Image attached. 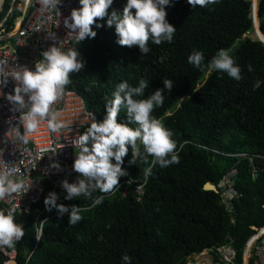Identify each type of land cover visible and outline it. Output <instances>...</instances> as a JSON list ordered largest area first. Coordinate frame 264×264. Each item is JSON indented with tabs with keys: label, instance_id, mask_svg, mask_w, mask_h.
Wrapping results in <instances>:
<instances>
[{
	"label": "trees",
	"instance_id": "16d2710c",
	"mask_svg": "<svg viewBox=\"0 0 264 264\" xmlns=\"http://www.w3.org/2000/svg\"><path fill=\"white\" fill-rule=\"evenodd\" d=\"M125 4L113 0L108 12H122ZM165 7L166 19L177 29L174 39L159 45L149 41L147 54L137 46L119 45L115 25L109 27L107 17L97 18L103 26L92 25L96 36L78 44L84 66L70 73L65 87L79 92L100 121L106 115V98H112L119 83L136 86L140 78L149 80L141 97L146 98L163 88V80H171L172 89L164 90V103L153 115L173 132L179 163L155 166L145 181L148 165L139 160L130 164L129 146L122 164L127 175L119 178L113 192L92 194L104 196L101 204L93 207L92 198L83 195L59 197L58 204L86 209L76 224L68 223V213L53 216L57 210L48 211L42 200L30 212L15 215L24 229L16 242V264H122L124 254L131 264H186L193 254L228 242L236 262L242 263L251 227L264 225V83L253 89L257 79L264 81V44L242 38L254 30L250 0H220L210 7L172 0ZM257 15L264 35V0H258ZM220 49L234 57L243 79L207 67L198 70L187 60L193 51H202L207 65ZM117 120L127 122L124 110ZM238 153L252 155L253 163ZM233 168L240 197L226 208L219 183ZM207 182L218 192L204 189ZM140 184L138 200L134 186ZM44 218L37 242L35 227ZM248 264H255L254 259Z\"/></svg>",
	"mask_w": 264,
	"mask_h": 264
},
{
	"label": "clouds",
	"instance_id": "9594fccd",
	"mask_svg": "<svg viewBox=\"0 0 264 264\" xmlns=\"http://www.w3.org/2000/svg\"><path fill=\"white\" fill-rule=\"evenodd\" d=\"M195 7H210L220 0H187ZM42 11L55 10L62 0H38ZM172 0H126L122 12L113 9L108 12L113 0H79L80 7L71 10L64 18L66 29L75 34L78 42L85 38H94L96 28L103 25L97 18L107 17L106 24L115 25L118 35L117 43L121 46H137L141 54L151 51L149 41L153 44L171 43L176 28L166 19V7ZM134 9V11H133ZM48 37L56 40L55 33ZM78 49L65 50L54 43L42 52V58L36 62L34 68L24 67L21 71L12 72V79L16 82L15 94L8 96L15 111L21 114L24 134L20 139L27 143L30 135L37 131L41 123L47 122V127L58 132L67 127L61 120L60 113L53 107L63 95L65 86L70 81V73L78 72L84 66L79 59ZM187 60L198 70H216L227 73L228 76L240 81L243 79L241 67L227 50L220 49L205 65L202 51H193ZM247 70L252 72L249 64ZM6 69L0 66V85L8 82ZM264 81L257 79L253 89H257ZM149 87V80L140 78L136 86L127 81L119 83L112 94L106 98V115L97 121L93 114V122L83 134H80L74 144L78 148L72 169L79 175L74 182H61V188L66 191L65 200H74L80 196L92 198V206L103 202L104 196L92 197L99 190L101 193H111L118 186L121 176L127 175L122 167L123 158L131 148L129 163L143 161L148 166L143 169L145 181L152 175L153 168H161L179 163L177 142L172 138L173 132L153 115L154 109L164 103V90L170 92L173 87L171 80H163V88L155 90L144 97V91ZM124 110L127 122H118L117 117ZM132 125V126H130ZM142 146V147H141ZM149 157L151 161L149 163ZM113 159L115 163L113 162ZM53 167L61 166L54 163ZM14 169L5 167L0 170V200H4L11 193L24 190V181L14 178ZM59 199L55 191H50L44 203L48 211L56 209L59 216L68 213V223L76 224L82 219L78 205H64L57 203ZM24 236L23 226L15 222L12 215L0 212V246L13 247ZM39 240V237H37ZM122 264H131V257L127 254L121 257Z\"/></svg>",
	"mask_w": 264,
	"mask_h": 264
},
{
	"label": "built area",
	"instance_id": "2783aa9c",
	"mask_svg": "<svg viewBox=\"0 0 264 264\" xmlns=\"http://www.w3.org/2000/svg\"><path fill=\"white\" fill-rule=\"evenodd\" d=\"M78 7L79 0H62L57 9L42 11L38 0H0V66L8 74L7 84L0 85V170L5 167L14 169V178L24 181V190L0 200V212L5 214L15 216L30 212L35 203L44 201L50 191H55L59 197L66 195L61 182L66 179L72 183L79 175L72 169L78 152L74 140L93 122V113L87 108L82 95L65 87L53 107L67 127L53 132L45 121L30 135L27 143L20 139L24 134L21 114L14 110L7 98L15 94L16 82L12 79V72L21 71L24 67L34 68L42 58V52L54 43L65 50L77 49L81 41L78 42L75 34L65 28L63 21L72 9ZM49 33H55V41L48 37ZM237 156L253 163L252 155L238 153ZM54 163L61 167H53ZM252 171H255L254 167ZM236 173L237 169H231L219 183L222 203L226 208L231 207L233 199L240 197L232 180ZM142 184L134 186L138 200L143 193ZM43 211L44 208L39 209V213ZM55 215H58L57 211ZM46 219L40 220L35 227L37 242ZM251 228L254 232L244 244L241 264H245V253L246 264L251 258L255 264H264V244L261 242L264 225ZM16 254V243L13 247L0 246V264H16ZM196 256L204 257L206 264H238L235 250L229 242L206 249ZM186 264H198V260L195 258Z\"/></svg>",
	"mask_w": 264,
	"mask_h": 264
},
{
	"label": "bare ground",
	"instance_id": "6f19581e",
	"mask_svg": "<svg viewBox=\"0 0 264 264\" xmlns=\"http://www.w3.org/2000/svg\"><path fill=\"white\" fill-rule=\"evenodd\" d=\"M255 2H256V0H252V8H251V17H252V23H253V27H254V36H255L256 39H257V37H259L261 40L264 41V35L258 29V22L256 20V10H255L256 9L255 8L256 3ZM198 258H199V256H198ZM244 258L246 259V253H245V257Z\"/></svg>",
	"mask_w": 264,
	"mask_h": 264
},
{
	"label": "rangeland",
	"instance_id": "374dc122",
	"mask_svg": "<svg viewBox=\"0 0 264 264\" xmlns=\"http://www.w3.org/2000/svg\"><path fill=\"white\" fill-rule=\"evenodd\" d=\"M251 1V8H252V0H250ZM256 5H255V10H256V20H257V22L259 23V21H258V15H257V5H258V0H256ZM250 15H251V13H250ZM252 18V17H251ZM245 36H247V37H250V38H254V39H256L255 38V36H254V32H251L250 34H246V35H243L242 36V38H244ZM199 86V85H198ZM197 255V254H196ZM196 255H192L190 258H189V261H192V260H194L195 258H197V260L202 264V263H206L205 262V259H204V257H199L198 258V256H196ZM244 263L246 264V259H244Z\"/></svg>",
	"mask_w": 264,
	"mask_h": 264
},
{
	"label": "water",
	"instance_id": "95a60500",
	"mask_svg": "<svg viewBox=\"0 0 264 264\" xmlns=\"http://www.w3.org/2000/svg\"><path fill=\"white\" fill-rule=\"evenodd\" d=\"M252 24H253V23H252ZM253 28H254V27H253ZM258 29H259V31H261V30H260V27H259V23H258ZM253 32H254V30H253ZM257 39H258L259 41H261V42L264 44V41L261 40L259 37H257ZM203 188H204V189H207V190H213V191H215V192H218L217 186L214 185V184H212V183H210V182L205 183L204 186H203ZM261 242L264 244V236L261 238Z\"/></svg>",
	"mask_w": 264,
	"mask_h": 264
},
{
	"label": "crops",
	"instance_id": "0c3cea01",
	"mask_svg": "<svg viewBox=\"0 0 264 264\" xmlns=\"http://www.w3.org/2000/svg\"><path fill=\"white\" fill-rule=\"evenodd\" d=\"M198 264H201V263L198 261ZM202 264H206V263H202Z\"/></svg>",
	"mask_w": 264,
	"mask_h": 264
}]
</instances>
